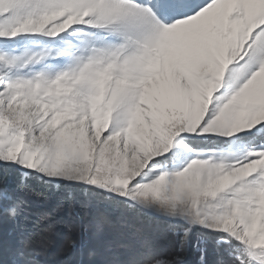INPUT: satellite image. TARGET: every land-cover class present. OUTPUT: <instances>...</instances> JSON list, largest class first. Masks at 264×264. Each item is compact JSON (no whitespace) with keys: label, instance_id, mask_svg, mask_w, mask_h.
<instances>
[{"label":"snow or ice","instance_id":"1","mask_svg":"<svg viewBox=\"0 0 264 264\" xmlns=\"http://www.w3.org/2000/svg\"><path fill=\"white\" fill-rule=\"evenodd\" d=\"M53 194L163 221L104 264H264V0H0V264H47Z\"/></svg>","mask_w":264,"mask_h":264},{"label":"trees","instance_id":"2","mask_svg":"<svg viewBox=\"0 0 264 264\" xmlns=\"http://www.w3.org/2000/svg\"><path fill=\"white\" fill-rule=\"evenodd\" d=\"M28 199L30 219L25 221L21 218V226L27 224L30 227L31 221L41 211H55V231L52 234L51 245L47 247L43 257L47 264H80L81 260H84L85 264H104L105 260L110 258L106 251L110 245L106 242L113 239H119L128 245H140L145 241H150L161 247H168L172 243V238L163 221L147 215L133 211L118 212L101 205L100 210L108 215L109 222H99L96 218L97 209L95 208L87 221H81L75 211L68 208L57 209L58 196L55 194L46 200L36 197ZM82 223H89L92 228V232L87 238V247L99 246L100 248V254L91 258L88 257L87 248L84 246L77 249H65L63 246L64 238L69 234V226L72 229L70 235L79 239V229ZM15 227L11 221L4 220L2 228L5 241L13 239L9 233ZM209 259H212L211 252Z\"/></svg>","mask_w":264,"mask_h":264}]
</instances>
